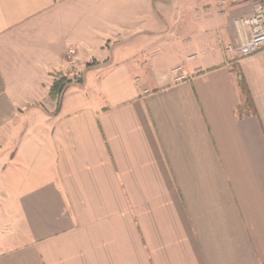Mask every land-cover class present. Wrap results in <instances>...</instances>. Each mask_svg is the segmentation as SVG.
Here are the masks:
<instances>
[{
	"label": "crops",
	"instance_id": "0c3cea01",
	"mask_svg": "<svg viewBox=\"0 0 264 264\" xmlns=\"http://www.w3.org/2000/svg\"><path fill=\"white\" fill-rule=\"evenodd\" d=\"M255 2L0 0V264H264Z\"/></svg>",
	"mask_w": 264,
	"mask_h": 264
},
{
	"label": "built area",
	"instance_id": "2783aa9c",
	"mask_svg": "<svg viewBox=\"0 0 264 264\" xmlns=\"http://www.w3.org/2000/svg\"><path fill=\"white\" fill-rule=\"evenodd\" d=\"M237 26L245 28L247 34L239 45L226 47L225 52L228 55L234 60H240L264 50V0H256L251 14L245 19H240ZM72 54L74 50H69L68 55ZM174 72H181V68H176ZM183 78L179 76L176 80Z\"/></svg>",
	"mask_w": 264,
	"mask_h": 264
},
{
	"label": "trees",
	"instance_id": "16d2710c",
	"mask_svg": "<svg viewBox=\"0 0 264 264\" xmlns=\"http://www.w3.org/2000/svg\"><path fill=\"white\" fill-rule=\"evenodd\" d=\"M59 86H60V82L59 81L58 82H55L54 85H53V88H52V93L54 91H56L57 89H59ZM243 87H244V85L243 86L241 85V88L242 89H243ZM59 91H60V89H59Z\"/></svg>",
	"mask_w": 264,
	"mask_h": 264
}]
</instances>
